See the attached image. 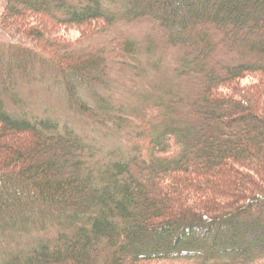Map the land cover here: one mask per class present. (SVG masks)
Here are the masks:
<instances>
[{"label":"trees","instance_id":"16d2710c","mask_svg":"<svg viewBox=\"0 0 264 264\" xmlns=\"http://www.w3.org/2000/svg\"><path fill=\"white\" fill-rule=\"evenodd\" d=\"M5 2L0 25L24 40L0 41V264H264V0ZM37 18L101 31L151 22L183 67L138 91L135 107L91 104L80 89L108 87L110 50L60 52ZM114 47L139 51L126 36ZM36 70L61 79L69 109L96 130L112 123L115 145L16 112L15 88ZM248 74L261 79L244 102L219 92Z\"/></svg>","mask_w":264,"mask_h":264},{"label":"rangeland","instance_id":"374dc122","mask_svg":"<svg viewBox=\"0 0 264 264\" xmlns=\"http://www.w3.org/2000/svg\"><path fill=\"white\" fill-rule=\"evenodd\" d=\"M5 1L6 0H0V23L6 7ZM18 5L22 7L23 3ZM39 20L40 19H38L37 23L38 26H36L39 29L43 28L42 31H44L45 36L60 45V52L62 51L61 49L66 48L71 49L69 50L70 52H74V49L77 48L78 50L80 46L92 47L93 45L100 47L105 45L108 51L110 50L109 56L111 57L108 87H106V89H95L94 91H84L80 89V93L84 99L91 104L96 105V103H98L101 105V102H111L113 108L117 107L121 110L122 108H129L131 105L135 107L137 106L136 103L139 102V98L137 97L138 91L142 92L144 89L148 91L152 84H160L161 82H165L166 79L172 84L175 75L179 74L175 72L176 70L174 69H181L183 67V50L179 46L166 45L159 35L158 28L153 26L151 22L144 20L130 23L120 22L115 29L111 28L101 31L100 24H93L91 27H72L54 24L49 20H42L46 23L40 27L41 23ZM29 22H36V20H30ZM10 30L11 28L7 30L2 29L0 25L1 42H22L24 40L21 35L16 36L12 34L13 32L11 31V33ZM124 36L129 37L137 43L139 51L135 58L122 56L121 53L117 52L116 47H114L117 39H121ZM67 44L68 46H65ZM69 51H67V53ZM47 52L51 53L52 51L47 49ZM225 54V52L220 54L221 60L229 63L239 61L238 55L232 53ZM159 62L161 63V70L153 72L154 67L151 68L152 65H158ZM126 63L130 65L125 66ZM10 65H13V62L10 61ZM132 65L136 67L139 65L142 69L137 76H134L136 75L134 69L133 71L131 70V68H133ZM38 69L41 70V68ZM36 75H38V77H36L35 80L28 82L29 80L25 79L24 81L26 82L19 83L15 88L17 99L15 100L16 102L13 101V99L12 101L16 104L15 109L13 108L16 112L24 114L32 119H53L59 122L60 128H69L74 131L75 134L82 136L88 142L104 150H106L107 147L109 148L115 145L113 141L118 137L116 136L112 123H109V127H100L101 131L96 130V127L92 125L91 122L69 109L64 97L65 89L61 79L59 83L58 79L54 77L56 75L48 77V74H41L40 71H37ZM43 75H45V77H41ZM187 78L188 79L183 82V84L185 83V89H192L196 83L194 75L189 74ZM259 79L261 78H259L258 74L257 76L255 74H248V76L240 80V90L236 91L231 89V85L230 87H221L219 92L223 95L236 97L244 102L243 98L247 99L252 93L248 87L257 84ZM75 80H77V77H75ZM243 89H245V91H243ZM102 132L113 134L115 138L112 136L107 139ZM125 133L127 132L124 131L121 133L120 139L123 140L122 136ZM12 138L15 139L14 137ZM129 141L134 145V142L131 140ZM128 147L131 148L129 144ZM250 208H252V205ZM256 213L257 210L252 208L250 214L253 218L256 216ZM245 224L248 223L246 222ZM159 264L194 263L184 261Z\"/></svg>","mask_w":264,"mask_h":264}]
</instances>
